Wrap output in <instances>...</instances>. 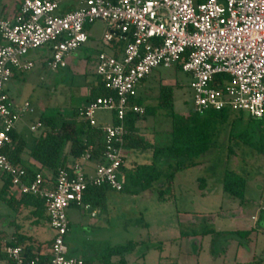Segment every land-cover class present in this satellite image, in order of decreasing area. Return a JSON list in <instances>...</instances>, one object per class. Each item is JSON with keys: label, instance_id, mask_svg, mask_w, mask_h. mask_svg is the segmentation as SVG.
Segmentation results:
<instances>
[{"label": "built area", "instance_id": "obj_1", "mask_svg": "<svg viewBox=\"0 0 264 264\" xmlns=\"http://www.w3.org/2000/svg\"><path fill=\"white\" fill-rule=\"evenodd\" d=\"M12 20L0 18V175L11 179L12 191L45 201L51 239L48 264H86L71 256L66 244L70 233L67 211L83 207L88 186L123 192L128 113L145 109L130 102L142 83L159 68L181 66L191 78L195 112L230 110L264 118V0H76L77 10L61 14L62 0H20ZM106 24L104 42L125 45L120 57L105 52L97 59V76L115 96L100 97L80 109V116L94 128L98 112H113L116 124L103 127L105 151L101 159L86 154L54 177L43 173L28 182L27 169L13 164L4 150L25 115L35 113L28 103L16 106L7 87L14 73L34 69L28 56L47 46L51 72L68 68V58L89 42L86 27ZM43 124H33L35 134ZM264 213V201L261 204ZM95 217V213L93 214ZM8 264L27 261L21 247L2 244Z\"/></svg>", "mask_w": 264, "mask_h": 264}, {"label": "rangeland", "instance_id": "obj_2", "mask_svg": "<svg viewBox=\"0 0 264 264\" xmlns=\"http://www.w3.org/2000/svg\"><path fill=\"white\" fill-rule=\"evenodd\" d=\"M194 1L198 3L202 0ZM86 28L91 38L85 45L86 50L76 51L71 56L74 60L71 64L77 62L80 72H75L71 67L51 72L47 67L51 57L47 47L31 52L30 60L35 64V69L24 73L16 71L7 92L16 104L28 103L35 110L34 114L23 118L21 125H24V135L32 136L30 128L43 113L56 116L61 113L65 116L74 108H79L86 101L82 88L91 90L99 81L96 73L98 56L102 52H109L108 45L103 40L107 26L98 21ZM191 83L190 76L177 67L159 68L141 85L140 96L145 98L144 106H153L156 105L160 85L170 86L174 90L175 112L188 116L195 112V95ZM61 98H64L65 104L61 103ZM167 114L161 111L138 124L140 133L155 146H165L171 141L169 132L172 130V121ZM236 115L237 112L232 114L231 122L238 117ZM246 115L249 114L245 113L244 116ZM96 121L98 125L113 126L116 124L115 114L98 112ZM230 125L231 123L218 127L214 147L200 157L198 167L175 176L173 188L164 200L159 197L158 189H162L160 183L152 190L137 194L132 190H109L106 207L103 209H69L67 214L71 227L66 236V244L70 254L79 259H96L107 247L116 248L134 242V252L126 256L130 264H233L241 249V242L256 244V236H253V232L248 233L244 239L231 233L220 234L218 227L228 231L235 230L236 219H224V215L228 213L235 214L242 209L246 219L256 212L258 202L264 197V156L240 142L230 141L231 134L239 135L245 131V128L238 127L232 132ZM250 134L251 130L247 135ZM231 147L234 151L232 154L229 153ZM125 157L129 168L135 163L152 162L149 150H126ZM227 170L235 171L245 179L244 204L224 192L223 179ZM201 180L206 181L203 189L200 186ZM2 198L4 199V195ZM0 206L10 215L8 219L12 224L20 222L26 234L33 233L39 241L46 244L48 250L51 249L50 240L55 232L47 226L49 219L46 212L38 216L40 224L34 227L36 230L33 232L25 219L26 213L19 216L8 204ZM94 211L98 214L96 219L91 216ZM179 215L197 216L199 222L184 223ZM208 217L215 219L216 224L207 226L208 230L214 229L218 233L215 236L203 234L206 224L202 221ZM241 223L238 224L239 227H246ZM246 223L252 224L248 219ZM115 261L116 259L113 260ZM94 264L102 263L96 260Z\"/></svg>", "mask_w": 264, "mask_h": 264}, {"label": "trees", "instance_id": "obj_3", "mask_svg": "<svg viewBox=\"0 0 264 264\" xmlns=\"http://www.w3.org/2000/svg\"><path fill=\"white\" fill-rule=\"evenodd\" d=\"M109 47L114 51L116 57H120L125 45L114 41ZM176 67L182 71L181 66ZM98 79L99 81L90 90L88 104L100 97L115 96L106 89L105 84L99 77ZM144 100L145 98L138 96L130 102L131 105L144 107L145 113L143 115L128 113L126 126L129 130V136L126 138L125 148L126 150L151 151L152 162L148 164L135 163L133 167L127 168L125 161L122 166L125 175L123 192L132 190L134 194H137L138 192L152 190L162 183V189H158V191L160 199L164 200L167 193L173 188L175 176L185 170L198 167L200 157L214 147L217 129L222 125L231 123L232 132L238 127L245 128V131L239 135L231 134L230 141L240 142L264 156V118L254 119L249 115L244 116L245 112H238V115H236L238 117L231 122L230 118L234 112L230 110L208 111L204 115L196 112L188 116L179 115L175 112L173 88L162 84L155 99L156 105L144 106ZM80 109L74 108L70 114L65 116L61 113L57 116L43 113L37 121L43 124V129L33 138L31 147L26 141L18 139L16 131L12 134L13 143L4 150V154L8 156L13 164L22 165L27 169L28 182H32L39 173H43L46 177L56 176L59 170L66 168L70 162L77 161L86 154L91 146L94 148L93 157L95 159L99 160L103 157L105 151L104 132L102 128H94L89 121L83 119L80 116ZM161 111L167 112L172 121V130L169 132L171 141L165 146H155L140 133L137 124L145 121L147 117L156 116ZM252 124L254 125L252 126ZM250 130L251 134L247 135ZM25 151L28 152L32 162L31 165H23L22 156ZM229 153H234L232 147L229 148ZM3 176L7 178L5 189L2 192L4 201L17 213L33 208V215L37 218L36 222L40 223L38 216L46 212L45 201L31 195L20 196L19 198L9 196L7 191L12 187L11 179L7 175ZM200 182L201 188H205L206 181L201 180ZM109 190L112 189L109 187L88 186L84 194V205L91 208H105ZM223 190L232 199L239 200L241 204L246 202V181L235 171L227 170L225 172ZM230 233L242 239L248 234V232L241 231ZM203 234L215 235L218 233L206 228ZM27 241L34 240L31 237L20 235L15 238V241L10 242L9 246H25L28 244ZM37 244L36 248L31 245L25 246L23 248L24 257L27 261L39 258V264H48L50 256L40 255L42 245L41 243ZM135 248L136 243L134 242L116 248L107 247L96 259L86 258L83 260L86 264H94L96 260H99L102 264H130L126 256L133 253ZM0 259H6L10 262L8 257L1 252ZM114 259H116L115 262H113Z\"/></svg>", "mask_w": 264, "mask_h": 264}, {"label": "crops", "instance_id": "obj_4", "mask_svg": "<svg viewBox=\"0 0 264 264\" xmlns=\"http://www.w3.org/2000/svg\"><path fill=\"white\" fill-rule=\"evenodd\" d=\"M62 1L63 2L61 5V11H60L61 14H65V13L73 12V11L77 10L78 6H77L76 0H62ZM199 2H201V1H199ZM20 3H21L20 0H0V18L6 19V20H12L16 16V14L18 13V11L20 9ZM90 40H91V38L89 36V42H90ZM47 48H48V51L51 53V47L47 46ZM108 48H109V52L108 53L105 52V53H107L109 55H114V51L111 49V47H109V45H108ZM80 50H86L85 45L83 47H81L78 51H80ZM71 56L68 58V68L71 67L75 72H80V70L78 69V67L76 65L77 62L74 64H71L74 61L73 59H71ZM28 60L31 61L30 55L28 56ZM34 69H35V67H34ZM20 73H24V72H20ZM15 75L16 74H14L13 78H15ZM140 87H142V86H140ZM82 89H83L82 94H83V97L86 98L85 99L86 101L79 108H84L88 105V100H89V95H90V90H88L87 87H83ZM7 91H8V88H7ZM138 96H140V90H139ZM64 98L66 99V97H64ZM64 98H61V99H63L62 100L63 102L61 101L62 104L66 103ZM148 98H149V100L151 99L150 96ZM14 104L16 106L24 105V104H22V105L16 104L15 102H14ZM22 122H23V120L19 123L15 133H16L19 140L26 141V143L31 147L33 145V138L35 137V135L31 131H30L31 135H32L31 137L24 135V133H23V130H24L23 126L24 125H21ZM138 124H137V127H138ZM98 126L100 128L109 127V126H103V125H98ZM22 160H23V165H26V164L31 165V163H32L30 161V158H29L27 151L24 152V154L22 156ZM125 165L127 167V160H126ZM127 168H129V167H127ZM6 183H7V178L0 175V205L1 204L7 205L6 202L4 201V199L2 198V192L5 189ZM7 194L9 196H14L17 198L20 197L19 195L14 193L12 191V189L7 191ZM263 201H264V197L261 198L260 201L258 202L256 212L254 211V213H251L249 216H247L248 218H246V219L244 218V212L242 211V209H239L235 214L234 213H231V214L228 213V214L224 215V219H228L230 221L236 219L235 221H237V225L235 224V230L228 231V230L223 229V227H221V226L218 227V230H219L218 232L220 234L241 231V232H248V233L253 232V236L254 235L256 236V244H247V243L244 244L243 241L241 242L242 243L240 246L241 249L239 250L238 255H237L236 259L234 260L233 264H264V213L261 212V204ZM72 208H75V207H72ZM91 209L92 208H90V210ZM33 212H34V209L29 208V209H25L22 213H17V214H19V216H22L24 213H26L25 219L27 221V224L29 226H31V228H33L32 229L33 232H35L36 229L34 227L39 226L40 223L36 222L37 218L34 217ZM27 213H28V215H27ZM94 213H95V217H93ZM8 216H10V215L6 212V210L4 208H1V206H0V246L2 244L10 245V242L15 241V238L22 235L25 237H31L34 240V241H27L28 244H26L25 246L31 245V246H34L36 248L38 245L37 243H41L42 247H41L40 255H48L49 254L50 250H48V247L46 246V244H43L41 241H39L33 233L26 234L24 232V229L22 228L20 222H16L15 225L12 224V222L9 221ZM91 216L93 219H96L98 214L96 211H94ZM179 217H180L179 219H182L181 221H183L184 223L190 222V223L197 224L199 222L198 221L199 217H197V216L194 217V216H189V215L188 216L187 215H179ZM247 219L250 220L252 222V224L247 225V223H246ZM241 222L246 227H242V228L239 227L238 224H240ZM202 223L206 224L205 228H208L207 226H209V225L213 226L214 224H216L215 219L213 217L205 218V220L202 221ZM13 226H15V227H13ZM47 226L50 228L49 223L47 224ZM70 227H71V224H70ZM12 228H14V231H12ZM215 235H217V234H215ZM215 235H213V236H215ZM25 246L21 245L20 247L24 248ZM14 247H16V246H14ZM227 250H228V248H227ZM35 252L37 253L38 251L36 250ZM69 252H70V250H69ZM2 254H4V253H2ZM0 264H8V261L6 259H0Z\"/></svg>", "mask_w": 264, "mask_h": 264}]
</instances>
